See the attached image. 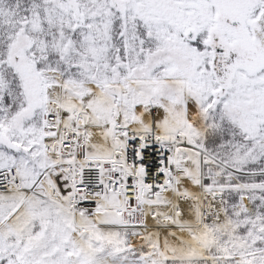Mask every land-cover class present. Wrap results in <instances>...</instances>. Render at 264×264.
Wrapping results in <instances>:
<instances>
[{
  "label": "snow or ice",
  "instance_id": "6c2138e0",
  "mask_svg": "<svg viewBox=\"0 0 264 264\" xmlns=\"http://www.w3.org/2000/svg\"><path fill=\"white\" fill-rule=\"evenodd\" d=\"M0 264H264V0H0Z\"/></svg>",
  "mask_w": 264,
  "mask_h": 264
}]
</instances>
